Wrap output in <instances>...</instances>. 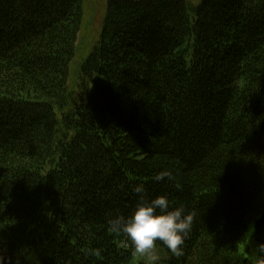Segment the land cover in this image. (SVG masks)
Wrapping results in <instances>:
<instances>
[{
    "label": "trees",
    "instance_id": "16d2710c",
    "mask_svg": "<svg viewBox=\"0 0 264 264\" xmlns=\"http://www.w3.org/2000/svg\"><path fill=\"white\" fill-rule=\"evenodd\" d=\"M83 5L0 0L5 264H146L108 225L137 184L195 212L183 254L157 241L158 264H257L264 0H108L87 56Z\"/></svg>",
    "mask_w": 264,
    "mask_h": 264
},
{
    "label": "clouds",
    "instance_id": "9594fccd",
    "mask_svg": "<svg viewBox=\"0 0 264 264\" xmlns=\"http://www.w3.org/2000/svg\"><path fill=\"white\" fill-rule=\"evenodd\" d=\"M173 180L170 170L160 171L154 176L156 182ZM179 189V185H176ZM138 202L127 217L116 216L108 221L110 231L123 235L131 243L134 253L147 255L152 261L158 259L155 254L156 242L159 241L174 256L183 254L182 245L191 231L195 212L186 211L184 206L170 207L167 196L148 199L143 184L133 187ZM260 256L257 264H264V244L259 247ZM88 255L99 256V249L87 250ZM0 264H5V257L0 255Z\"/></svg>",
    "mask_w": 264,
    "mask_h": 264
},
{
    "label": "rangeland",
    "instance_id": "374dc122",
    "mask_svg": "<svg viewBox=\"0 0 264 264\" xmlns=\"http://www.w3.org/2000/svg\"><path fill=\"white\" fill-rule=\"evenodd\" d=\"M190 1L197 3L199 0ZM107 3L108 0H84L82 18L83 22L78 36V45L86 50L87 53L85 56L89 54L96 42L99 40L100 34L102 32V25L105 17ZM79 46L78 54L76 53L77 58L79 55L78 60L82 57L79 53V50L81 49ZM155 254L158 257L156 261L150 260L147 255L141 256L139 254H137V260H141L146 264H158L164 258V254L159 248H155Z\"/></svg>",
    "mask_w": 264,
    "mask_h": 264
}]
</instances>
